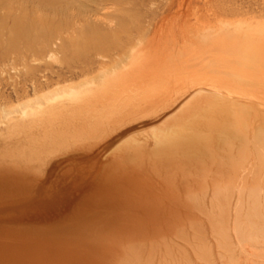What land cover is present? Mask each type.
<instances>
[{
  "label": "bare ground",
  "instance_id": "bare-ground-1",
  "mask_svg": "<svg viewBox=\"0 0 264 264\" xmlns=\"http://www.w3.org/2000/svg\"><path fill=\"white\" fill-rule=\"evenodd\" d=\"M235 21L237 30L205 25L207 31L190 34L181 28L170 39L165 33L175 27L166 29L173 21L165 22V38L156 41L163 40L161 52L151 55L149 44L95 77L0 107V221L33 210L38 215L31 224L0 222V264L16 257L34 264L183 260L186 251L178 258L170 241L187 235L199 215L194 212L206 217L216 210L224 219L222 212L242 193L252 197L244 218L257 226L240 229L242 236L264 238L255 192L264 179V150L258 152L264 149V106L254 104L264 101V25ZM68 175L80 177L74 184H84L80 192L100 179L81 203L75 200L50 222ZM91 206L105 215L87 221L83 212ZM201 244L197 253L207 257L209 248Z\"/></svg>",
  "mask_w": 264,
  "mask_h": 264
},
{
  "label": "rangeland",
  "instance_id": "rangeland-1",
  "mask_svg": "<svg viewBox=\"0 0 264 264\" xmlns=\"http://www.w3.org/2000/svg\"><path fill=\"white\" fill-rule=\"evenodd\" d=\"M214 19L218 21L216 22ZM235 19L243 21V26H246L245 22L251 23V26L264 25V0H0V107H10L22 100H27L36 94L58 86L95 77L100 71L112 67L116 62H128L133 51H136V54L141 53L143 50L146 51L145 49L149 44L153 46L148 47L149 53L157 54L161 52V47L163 46L160 45L162 44L160 41L163 40H159V43L156 42L160 34L159 39L165 38L166 34L169 37L172 34L171 32L176 33L179 29L177 33H181V28L182 31L188 29L187 31L190 34L200 33V28L202 32L203 30L207 31V28L208 30L213 29L212 31L224 30L225 26L232 30H237L238 23H236ZM167 20L176 21V24L170 23L172 27L169 23H165L169 22ZM207 20H209V23ZM226 21L227 23L235 24L230 25L228 23V26ZM186 23L189 25L187 26ZM166 24L169 26L166 27ZM179 25L185 26L181 27ZM193 25L198 28L195 27L194 29ZM205 25L207 28H204ZM162 26L163 28L165 26L166 29H170V27L172 30L174 27L175 29L168 31L169 34L165 33V35H162L164 34L163 31L166 30L161 28ZM160 28L163 30L162 32H160ZM131 30L133 32L132 39L128 34ZM154 44L157 46L154 47ZM141 46L145 48L141 49ZM152 48L153 50L156 49V51H153ZM258 99H254V104L256 106H264V101ZM260 148L262 147H259L258 152H263L264 149ZM260 160L262 161V159ZM262 172L261 174L264 175V171ZM58 175L61 177V174L58 173ZM98 175L83 192L78 190L84 184H79L77 188H74V184L80 181V177L75 178V180L72 175L62 177L64 182L61 193L63 192L64 195L60 197V203L58 202L54 205L57 209L54 206V209H51L53 212L49 214V218H52L50 222L60 219L62 214L69 212L76 201L81 203L87 193H90L94 186L98 184L100 179ZM260 180L257 183L260 187L257 186L255 192L258 195H256L258 200H260V202L258 201L259 204H262L258 207L260 208L258 214L263 222L259 229H264V217H262L264 213L260 215L261 211L264 212V179L261 178ZM243 194L246 196H243ZM250 196L251 194L249 193H242L241 197H239L240 201L233 206L234 209L229 208L226 210L227 212H222V214L218 212L222 215H220L222 218L224 217V219H221L222 221L218 218L216 210L208 209L211 213L207 212L206 217L205 213L203 216L201 212H194V215L199 214L201 218H198L199 215L193 216V218L196 217L198 220L195 218L197 221L194 219V222L197 225H195L196 223H192V225L196 227L200 225L201 231L199 227L195 228L189 224L187 226L189 228L186 227L185 235L189 234L190 236L186 235L185 238L184 236L176 235L170 241L178 256L180 251L181 253L186 251V257L183 254L184 261L182 259L177 260V258V261H175V259H172L175 256H172V258H166L160 264H171L169 263L170 259L174 261L173 264H228V262L229 264H264L262 259L264 258L263 234L260 233L256 240L250 241V239L246 240L240 231V229L247 228L244 231L248 232L250 231L249 228L256 226L254 223L251 226V223H248L244 218L249 211V209L248 211L246 210V207L249 206L250 208L251 205L252 197ZM260 196L261 199H259ZM68 199H70V202H68ZM247 200H250V203ZM97 208L95 206L87 208L83 212L84 218L90 222L95 220V218L98 220L101 215H105ZM240 210L243 212V214L240 213L242 217H239ZM33 212L34 210L29 211L21 218L16 217V219L11 218L0 222L8 223L12 221L19 224H28L30 222L29 224H31L38 220V215L33 214ZM57 214H59V218ZM212 215L216 216L215 219H213ZM39 219L44 218L39 217ZM223 220L226 222L223 223ZM212 222L221 224L219 226V229L222 226L221 229L218 230V228L216 229L215 226H212L217 225ZM39 223L41 222L39 221ZM225 226L227 229H225ZM182 229L183 227H180L179 230ZM221 230L223 231L220 235L219 231ZM224 235L228 238L226 239ZM187 237L189 238L187 239ZM218 238H221L219 239V241H222L220 244ZM225 239L227 242H225ZM184 240H187V242ZM202 241L203 243L205 242L204 248H209L207 249L208 251H205L206 254L209 252L207 257H205L206 255L202 257L197 253L196 248H199ZM256 241L259 242L257 243ZM198 242L200 243L198 244ZM201 246L203 247V244ZM209 257L211 262L206 263V259L208 258L207 260L209 261ZM181 258L183 257L181 256ZM22 259L24 261L21 260V257L12 259L13 264L32 263L26 257Z\"/></svg>",
  "mask_w": 264,
  "mask_h": 264
}]
</instances>
